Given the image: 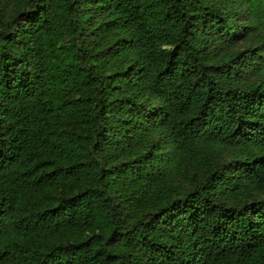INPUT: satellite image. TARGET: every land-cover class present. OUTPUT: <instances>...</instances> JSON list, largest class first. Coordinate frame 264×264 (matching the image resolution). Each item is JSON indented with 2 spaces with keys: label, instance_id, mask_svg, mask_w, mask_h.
<instances>
[{
  "label": "trees",
  "instance_id": "16d2710c",
  "mask_svg": "<svg viewBox=\"0 0 264 264\" xmlns=\"http://www.w3.org/2000/svg\"><path fill=\"white\" fill-rule=\"evenodd\" d=\"M0 264H264V0H0Z\"/></svg>",
  "mask_w": 264,
  "mask_h": 264
}]
</instances>
